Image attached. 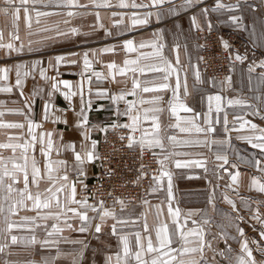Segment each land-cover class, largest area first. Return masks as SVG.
<instances>
[{"label":"crops","instance_id":"0c3cea01","mask_svg":"<svg viewBox=\"0 0 264 264\" xmlns=\"http://www.w3.org/2000/svg\"><path fill=\"white\" fill-rule=\"evenodd\" d=\"M34 1L64 3L34 15L50 42L87 43L0 74L19 99L2 138L16 222L48 264H264V0ZM204 29L247 42L223 81L199 71ZM120 124L163 168L139 204L103 209L69 175L92 176L99 132Z\"/></svg>","mask_w":264,"mask_h":264},{"label":"rangeland","instance_id":"374dc122","mask_svg":"<svg viewBox=\"0 0 264 264\" xmlns=\"http://www.w3.org/2000/svg\"><path fill=\"white\" fill-rule=\"evenodd\" d=\"M51 2L0 0V74L21 75L25 78L28 73H36L39 69L41 72L45 71L49 66V59H63L66 55L80 54L83 46H87L86 42L76 44L75 39L73 42L72 39L66 40L63 31L60 35L58 33L56 41L51 38L53 39L51 42L48 33L39 32L36 28L39 26V18H35L34 15L48 10L38 11L40 8L50 7ZM52 4L53 7L64 6L63 2H52ZM72 46L77 47L78 50L67 49ZM36 60L40 64L32 65ZM43 60L46 61L42 62ZM19 80L23 82V78ZM18 101L13 92L0 94V106L5 102L10 103L9 109L6 110L8 113L3 110L2 112L0 107V264H48L44 254H48L49 245L33 242L32 226L17 225L16 195L13 194L16 188L8 178L14 172L15 163L2 160V138L12 140V133L16 131L15 123L18 119L14 118L15 115L10 111L13 109V102ZM158 164V170L162 169L159 160ZM241 218L244 220L243 217Z\"/></svg>","mask_w":264,"mask_h":264},{"label":"built area","instance_id":"2783aa9c","mask_svg":"<svg viewBox=\"0 0 264 264\" xmlns=\"http://www.w3.org/2000/svg\"><path fill=\"white\" fill-rule=\"evenodd\" d=\"M199 71L215 81L230 72L232 50L245 51L246 40L230 31L204 29L198 33ZM139 133L123 125H110L99 132L96 170L87 177L83 172L69 175L73 180H89L81 191L87 203L100 208L129 209L139 204L148 192L159 169L157 155L137 143Z\"/></svg>","mask_w":264,"mask_h":264}]
</instances>
